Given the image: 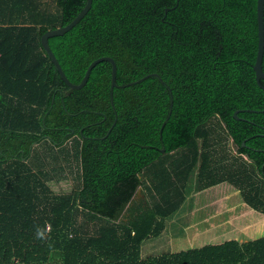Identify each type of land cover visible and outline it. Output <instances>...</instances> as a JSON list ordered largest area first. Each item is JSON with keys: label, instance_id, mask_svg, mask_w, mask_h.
Listing matches in <instances>:
<instances>
[{"label": "trees", "instance_id": "trees-1", "mask_svg": "<svg viewBox=\"0 0 264 264\" xmlns=\"http://www.w3.org/2000/svg\"><path fill=\"white\" fill-rule=\"evenodd\" d=\"M86 2L55 0L49 12L38 0H0V264H264V237L142 254L193 175L197 190L230 182L264 213L257 0H93L49 44L74 83L94 59L114 57L113 95L110 61L72 88L41 41ZM213 117L248 157L219 150ZM42 142L53 169L76 166L69 193L51 189Z\"/></svg>", "mask_w": 264, "mask_h": 264}, {"label": "rangeland", "instance_id": "rangeland-1", "mask_svg": "<svg viewBox=\"0 0 264 264\" xmlns=\"http://www.w3.org/2000/svg\"><path fill=\"white\" fill-rule=\"evenodd\" d=\"M38 1L43 9L49 12L57 11V8L55 6V0H38ZM210 124L214 125L213 128H216L219 135H221L222 137L223 144L220 145L219 150L223 151L226 148L229 154L236 155L237 162L240 161V157L237 155V152L233 148L232 139L227 134L224 126L219 121V119L217 117H213L210 121ZM48 147H49L48 145H45V142H42L41 144L36 146L37 150L35 148V152L36 153L38 152L39 155L41 156V158L38 159L39 162L44 163V165L46 163V167L48 171L50 172L48 175V178H50L49 180L50 187L56 193H61V194L69 193L71 190L76 188V186L79 183V179L77 178V168L74 165L73 167L67 166L66 162H62V163L60 162V166H57L56 169H53L52 167L54 166V163H53L54 159L52 155L49 153ZM176 154H178V152H174V155ZM48 178H46V180ZM197 185H198V179L196 175H193V178H191V181H189L188 183V192L191 191L190 195L192 193L194 195L187 197L184 203L182 204L181 208L175 214L167 218L166 220L167 226L165 228V231L162 233V235L157 236V237H152L146 240V242L144 243V246H147V249L143 248V251L145 252L144 257L148 256V254L157 255V254H163L169 251H175L177 249H187L189 247H194L196 245L199 246L198 243L194 244L196 241L192 240V239L196 240V236L192 238V236L190 235L189 229L190 231L192 230L191 226L188 227L189 229L188 228L186 229V226H188V224L190 225L192 221L191 215L192 216L193 214L201 215L200 207L203 204L202 200L204 197L201 196L199 204L194 205V198L196 197V193L199 192V190H197ZM206 190L208 192L213 191V188L212 186H210L206 188ZM141 193H142V185L138 186L136 195L138 197L143 195L141 196L142 198L147 196L146 192L144 194H141ZM85 219L86 218L84 217V214L79 213L78 220L82 224H84V222L86 221ZM200 231L201 230L199 231L195 230L196 234L200 233ZM188 233L190 237L188 236ZM191 240L193 242H191ZM154 244H156L155 248H153Z\"/></svg>", "mask_w": 264, "mask_h": 264}, {"label": "crops", "instance_id": "crops-1", "mask_svg": "<svg viewBox=\"0 0 264 264\" xmlns=\"http://www.w3.org/2000/svg\"><path fill=\"white\" fill-rule=\"evenodd\" d=\"M212 188L213 191L209 192L206 188L199 190L194 198V205H197L200 197H204L200 207L201 215H191L192 221L186 226V229L191 226L192 230L188 229L192 238L196 236V240L191 238L196 241L194 244L198 243L202 246L208 243H222L230 239L242 242L264 237V213L252 208L244 200L240 189L227 181L216 184ZM193 195L192 193L188 196ZM194 229L201 231L196 234ZM143 248L147 249V246L143 244ZM144 253L143 251L142 254Z\"/></svg>", "mask_w": 264, "mask_h": 264}, {"label": "water", "instance_id": "water-1", "mask_svg": "<svg viewBox=\"0 0 264 264\" xmlns=\"http://www.w3.org/2000/svg\"><path fill=\"white\" fill-rule=\"evenodd\" d=\"M92 3L93 0H87L84 8L77 14V16L67 25L64 26H59L56 28H51L49 30H47L41 37V41L42 44L44 46V48L46 49L47 53L50 55L52 61L55 63L56 67L58 68L61 76L63 77V79L65 80V82L72 88H81L82 86H84L89 77L90 74L92 72V69L94 68V66L104 60L110 61L112 63L113 66V70H112V84H111V95H113V89L114 87L118 86L117 83V62L115 60L114 57L109 56V55H104V56H100L96 59H94L88 66L85 75L82 79V81L80 83H74L72 82L68 76L66 75V73L64 72L61 63L59 62L57 56L55 55V53L53 52V49L51 48L50 44H49V38L56 36V35H62L65 32H67L69 29H71L73 26H75L85 15L86 13L89 11V9L92 7ZM257 21H258V52H257V57H256V61L254 64V69L256 72V78L258 83L261 85V79L264 78V69H263V56H264V0H257ZM112 103L114 104V102L112 101ZM240 110H236V117L239 118L238 116V112ZM233 146L236 149L237 145L235 144V142L233 141ZM163 151H165V149H163Z\"/></svg>", "mask_w": 264, "mask_h": 264}, {"label": "clouds", "instance_id": "clouds-1", "mask_svg": "<svg viewBox=\"0 0 264 264\" xmlns=\"http://www.w3.org/2000/svg\"><path fill=\"white\" fill-rule=\"evenodd\" d=\"M232 142H233V140H232ZM232 145H233V143H232ZM233 148H234V146H233ZM46 231H50V226H48L46 229L37 228V230H36L37 238L38 239H45L46 238V235H45Z\"/></svg>", "mask_w": 264, "mask_h": 264}, {"label": "flooded vegetation", "instance_id": "flooded-vegetation-1", "mask_svg": "<svg viewBox=\"0 0 264 264\" xmlns=\"http://www.w3.org/2000/svg\"><path fill=\"white\" fill-rule=\"evenodd\" d=\"M242 145H245V143L243 142ZM235 151L237 152V154H238L239 156L248 157L245 153H243V152L241 151V147L238 146V145H237V148L235 149ZM254 164H255V163H254Z\"/></svg>", "mask_w": 264, "mask_h": 264}]
</instances>
